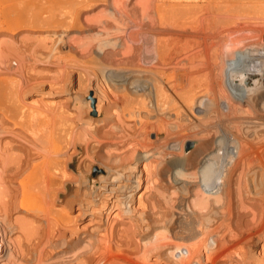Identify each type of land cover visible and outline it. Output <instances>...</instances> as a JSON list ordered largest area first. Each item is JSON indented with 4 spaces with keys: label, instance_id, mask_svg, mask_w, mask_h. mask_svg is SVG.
I'll return each instance as SVG.
<instances>
[{
    "label": "bare ground",
    "instance_id": "1",
    "mask_svg": "<svg viewBox=\"0 0 264 264\" xmlns=\"http://www.w3.org/2000/svg\"><path fill=\"white\" fill-rule=\"evenodd\" d=\"M89 1L90 0H88V2ZM101 1L100 2L96 1L99 3L96 2L93 3L92 0L89 3L82 1L81 2L76 1L77 3L76 2L70 3L64 1L62 4L58 3L57 5L52 2L46 3L45 0V3H37V4L38 7L40 6L39 8L42 11L43 9L46 8L45 11L46 15L44 14L45 16H43L42 14L41 15L37 14L38 15L37 16L36 13L39 10L37 9V6L35 7L37 9L36 13L31 12V9L27 10V8H29L30 6L31 7L35 6L33 5L34 3L32 5L27 6L25 1L21 0L19 1L22 2L20 4L26 5V7L23 5L24 11L27 10L29 13H33V14L29 15V13L26 12L27 14L25 15V19L23 16L24 25L22 23H19L20 25L22 24L23 26H19L18 24L16 30L18 29V27L21 28L17 32H14L15 31L14 28L12 29L14 30L13 32L2 31V28H0L1 29L0 47L2 48L0 49V53H1L0 66H3V63L12 64V62L15 61L18 64V65L16 64V66H19L20 70L23 71V69L27 65V62L29 65L31 59L35 60V58H32L30 56L29 58H27V56L29 54H32L33 51H34L33 54L36 57V59L41 60L39 59V56L40 58L44 57V56L41 57L43 54L41 52L49 51L50 50L49 48L51 46L49 47L46 40L37 37L38 31L36 29L38 28L50 29L51 26L53 27V23L59 22L56 19L58 18L60 20L61 19L63 20L59 22L60 23L59 26L65 29L62 32L61 30L58 31L59 33H57V31H54L53 29L52 30L54 31V34L57 35L58 38L63 41L64 44L63 46L69 44L67 47L71 51V53L74 52L75 55L80 53L78 57H80L81 59L95 57L97 58L96 60H99L98 63L101 62L100 64H102V67L105 66L106 69L109 67L113 68V67H119L125 65L128 68H131L130 71L132 72L131 74H128L130 76L124 75L123 77H120L122 83L119 82L118 80L116 81L115 79L116 84L114 85L113 82L111 84L112 86H109L106 83H101L102 81H99L100 84H97L95 86L96 88L90 86L89 84L88 86L85 84L88 90L83 88L85 86L81 87L87 91L86 93L88 92L90 93L87 99V105H91L90 109L93 108V111L96 114L94 115L97 116L95 120H93L92 117L90 116L93 121L90 118L85 119L86 112L80 110L81 109L80 106H78L79 108L77 107L78 110L80 111H77L78 114L76 113L77 114L76 116L75 113L74 114L72 113L73 115L70 114V111L67 108L69 104L67 103L68 101L67 102L65 101V99H64L65 101L64 104H68V105L61 104V102L59 101L60 105L50 106L48 101L47 103L46 101H43L42 97L41 98L37 97V99L34 100L32 104L30 103V106H28V108L25 110L24 108L27 107V104L23 103V101L20 100L19 103L22 102L21 104H24V106L15 105L17 106L16 111L15 109L14 111H12L11 107L9 108L8 106L5 105V103L0 102V264H162V261L165 260V258L161 261V257L162 255L166 256L165 253H168V255L175 256L177 259L180 260L182 257L186 255L185 250L178 248L180 242L178 243L176 240L171 241L172 236H169L171 239L170 238L168 239L167 237V240H170L172 245L174 242H177L178 243V244L176 243L177 246L173 245L174 247L167 248L165 244L167 240L165 239L166 240L165 243L164 241L161 242V244L164 243L165 246L160 245L157 247L155 246V248L153 249L151 248V250L150 248L146 249V251L144 252L147 253L143 255L142 262H139L138 257H140L141 255V247L144 246V244L146 243H142L141 242L142 240L136 239L137 237L135 238V236L138 233L139 229L140 230L145 229V228H141L143 227L141 225L142 224L144 225L145 222V227H146L147 225L146 222L148 219L150 220V221L148 220V222H151L152 224L151 214L153 211H155L154 210L155 205L156 206L159 205L158 203L160 202L158 201L163 200L162 203L167 202L164 200H165V196L170 194L168 191L170 190L172 191V193L170 194L171 196L172 194L177 195L176 193L177 190H182L179 192L185 193L186 196L184 195V197L186 198L183 199L184 197L182 193L183 198L182 197L181 198L183 199L182 201L183 204H180L181 211H178L177 213L173 212L176 215L175 217L170 216L171 217L170 219L173 218L176 219V221L181 222L179 223L182 225L180 226V228H182L184 231L180 230V232L183 231L182 234L183 240H186L184 241L183 244H185V242L187 241L194 242L197 239L199 241V238L201 236L203 237L205 228L202 223V217H203L202 212L201 211L198 212L197 210L194 211L193 208H192L193 210L189 209V207L192 206V203L194 201H196L195 203H198L197 201H199V196L195 191L197 189L196 187H198L197 186L198 183L194 184L193 181H190L189 178L191 173L184 172L185 170L189 172L195 171V174L197 175H198L197 172L199 170L207 171L206 174L209 178H211V180H208V178L206 177L205 180L203 179L205 184L201 180L202 181L201 184L202 185L204 184L207 189L210 188L212 184L214 188H216L215 185L217 186L219 185L218 188L219 189L221 188L220 190H222L220 192L221 195L219 194L218 197L214 200V202L211 201L213 202L212 204H210V200L208 201L209 202L208 204H210V206L213 205V211L215 213L217 212L215 210H217L218 208L220 211V213L219 211L218 213L221 214L222 212V214H224V210L226 209L224 206V202H225L224 199H227L225 198L227 196L229 198L228 201H229L230 216L228 217H230L231 225L228 224L229 221L228 223L225 224H228L230 226L229 229L230 231L226 233L227 235L226 234L222 235L223 233L221 234L222 236L220 235V242H219L220 247L217 249L218 251L217 253L221 254V255L219 254L220 256L227 258L222 260V263L220 264H251L250 260H252L253 258L254 259L252 262L254 263L255 261H257L256 263H258V260H261L264 263L263 260L264 258V196L262 198L255 195L258 192L259 188L264 190V156L260 155V153L258 152H255L256 149H253V147H252L253 150L251 149L250 154H248L249 150L247 152V148H249V144L251 142L248 141L250 143H247V141L244 140L245 138H243L241 133L238 131L235 134L236 136L232 138L231 147L226 148L227 156L225 159L227 161L222 160L225 164L218 163L217 165V161L214 162L216 163V167L219 166L217 167L219 168V170H217V168L214 169L216 170L215 172L212 170L211 162H210L211 157L208 158V160L205 161L202 164V166H199L201 156H203V153L206 152L209 143L213 141L212 139L214 137L210 134V131H208V133L205 132V134L204 131L197 132V130L199 129L198 127H197L198 129L196 130L197 133L196 134L194 133L192 135L191 133H193L194 128L193 130H190L189 129L190 125L188 126L190 135H188L189 133L186 134L184 130L185 128L183 129V125H184L182 123L183 118H180L181 113L183 114L185 110L187 111V109H189L190 106L192 107L191 109L194 108L193 107L194 105L192 103L195 102L196 97L202 96L203 93L204 95H207L206 98L209 99V100L207 99V101H210L209 104L211 103L209 109L212 107L210 109V113L211 114L213 113L214 116L220 115V113H218L220 109L219 101L222 100V102L225 101L228 104L229 106L228 108L231 111V113L234 112L235 114L238 111V109H240L247 113H249L250 111L251 113L255 114L257 117H264V110L259 111L258 109L254 110L252 108V106L257 105L255 103L258 98L264 99V94L261 95L257 94L254 95V97L252 96L253 98H249L246 97V95L243 94L242 91L237 92L238 90L236 91L234 90L235 92H237V94L235 93V95H229L230 92L227 91L228 92L227 94V92L223 89L224 88L223 84H221L220 81L218 82V78L222 74L221 65L224 63V59L221 58V54L225 52L224 48L230 46L229 45L231 43L230 41H234L233 38L235 36H238L239 34L242 35L250 31L253 32L252 31L253 28L250 27L251 26L250 24L252 23L251 20L253 19L250 13L252 14L257 13V15L255 14L256 16H258V14L260 15L261 12H264V6H263L264 3L260 4L261 2L260 0L259 3L258 2H256L257 4L255 3L256 5L252 3L253 0H158L157 3L155 4L152 3L154 6H148L146 4L147 6L142 5L144 6L142 7L140 5H136V6L118 5L116 3L117 1L114 2L116 4H112L113 3L112 1L115 0L112 1L110 0L112 3L110 4L108 3L109 5L106 2H101ZM120 2L118 3L120 4ZM122 3L124 4V2ZM247 3L250 4L252 3V4L250 6H247L248 5ZM22 5L18 6L17 4L18 6L17 8H20ZM15 6L12 5V7ZM35 8L32 7V11ZM77 8H79V10L76 13ZM80 8L84 9L82 13L81 12L79 13V11L82 10ZM20 9H22V7ZM42 11L39 12L42 13ZM21 12L20 15H22ZM83 14H86L85 15L86 20L89 19L91 21L87 20L89 22H86L85 24H83V22H85L83 21L82 24L84 26H82V24L79 25L78 24L79 21H77L76 24L75 17H77V20H79L78 19V15H79L80 20L82 21L83 19H81V16L84 17ZM261 14L264 15L263 13ZM27 15L32 16V18L28 17L26 20ZM261 16H259L258 18L260 19ZM29 18L31 19V22ZM258 18L254 17L253 21H256L255 19ZM8 19L9 18L7 17V22ZM18 19H20L19 16ZM54 19L56 20V22H54ZM259 21L262 22L261 20ZM15 23L16 22H14V25H16ZM2 25L3 24H1V26ZM78 25L80 27H85L83 28L84 30L77 31L75 27H77ZM2 27L4 28V26ZM255 30L256 29H254V32ZM41 31L43 32V30ZM42 32H40L39 35H41ZM82 32H83L82 41L78 42L77 39L78 37H72L75 34L81 35ZM260 34L262 33L260 32ZM84 39L86 41H83ZM32 46H34L35 48L34 47L32 48ZM24 48H26V50ZM30 48L36 50L32 51L31 49V52H29ZM77 49L79 50V52L75 53L78 51ZM230 49L232 48L230 47ZM59 50H56L57 54ZM26 51L29 52L28 55L26 54L27 53ZM235 51L237 52V50ZM234 52H230V54L228 53L229 55L226 56H230ZM51 53L53 52H49L48 54ZM35 54H38L39 56ZM236 54H234V56H236L235 60H237L238 58V55ZM249 56L250 54L248 55V57ZM222 57L224 58V56ZM219 58L222 59V60L220 59V63L218 62ZM251 58L253 59L254 57ZM47 59H49V57ZM254 59L256 60V58ZM37 60H35V62ZM43 60L45 61V59ZM239 60L240 59H238L237 60L238 62L236 63H240ZM54 61L56 63V60ZM93 61L95 60L93 59ZM11 64L10 66L12 67ZM41 64H45V63H41ZM7 65L5 68V64H4L3 67L5 69H2L3 72L10 69V66ZM30 65L32 66V64ZM240 65L241 64H239V66ZM58 66L60 67L61 65ZM254 66L255 64L251 63V65L246 66L244 69L249 68L255 71L256 69H254ZM88 67L87 69H89ZM17 68L18 67H16V71L17 72L20 71L19 69L17 70ZM27 68L28 67H26L25 69ZM64 68L63 71H60L61 69L59 71L63 73ZM87 69L85 68V70ZM106 69L104 70L106 71ZM29 70L31 71V68ZM2 71H0L1 75H2ZM22 71H21L22 75L26 73L24 72L25 70L23 72ZM9 72H11V70H9ZM8 73H4V74H8ZM37 73L35 72L36 76ZM46 73H47V69H46ZM62 73L60 74L63 75L66 73V71L63 74ZM21 74L19 72L18 76ZM39 74L42 75L43 73L39 72ZM66 74H68V72ZM13 75L15 74H12V76ZM6 76L9 77V74ZM6 76L4 75L5 82H6ZM82 76H78V77L81 78ZM93 76L95 75L93 74ZM223 76L224 75H222L221 77ZM42 77L43 75L40 76L39 78ZM22 78L23 77H21V79ZM24 78L26 77L24 76ZM9 79L11 78L9 77ZM26 79L24 81H26ZM14 80L15 77L11 79L12 82ZM85 80L82 81L86 82ZM47 81L49 82V80ZM117 82L121 83V85L119 84L117 85ZM18 83L16 87L14 85H11V87L14 86L16 88L12 90V92L16 90L15 94L16 96L19 97V99H21L24 94L27 95L26 93L32 92V91H26L29 89V88L26 89L27 88L26 85L23 84L18 85ZM96 83L98 82L96 81ZM236 83L238 84V82ZM51 84H53V82H51ZM241 84H239L240 85L239 87H241ZM8 86H10V84ZM8 86H6L7 91L9 90L8 88H10L11 90V87ZM37 86H39V84L38 85L36 84V87ZM54 86L55 85L53 84L50 89L53 90ZM33 87L36 88L35 86L32 85L31 88L33 89ZM79 87L80 86H78V89ZM60 89L58 90V88L56 89L55 87L53 91L54 92L59 91L60 93L62 91V88ZM240 89L243 90V88ZM80 90L82 93L83 92L82 89ZM231 91H233V89ZM51 92L52 91H50V94ZM122 92L123 93L125 92L126 94L131 93L130 95L132 96L133 94L134 97H135L134 94H136V96L139 95L140 97H146V98L149 96L150 97L153 96L154 98L153 97L152 98L155 99L156 101V105H157L156 107L159 109V110L157 109L158 110L157 113H159L160 111L163 117L159 116L161 118L158 117L157 122L156 119L154 118L156 123H154L153 125H151L152 121H150L149 124L147 121H146L147 123L142 122L144 119L150 120V118H146V117L149 116L148 113L150 114V112H152L153 105L141 100L142 102H139L140 106L139 105L138 106L140 107V109L145 110L148 116H145L143 120L141 119L142 121L141 120L138 121L139 123L138 126H140L138 127V129L142 131L138 133L136 119H138L137 114L140 113V111L137 112V114H135V112L132 111L131 108H133L132 106H134L133 103L135 101L133 99L134 102L131 101L130 103V99H132L133 97L131 98L129 97L130 95H124V94L120 95ZM83 94L85 95V92H83ZM251 95H253V92ZM41 96L47 98L46 93ZM202 99L204 100V98ZM196 101H200V100L198 99ZM16 102L18 101L16 100ZM202 102H200V104H202ZM206 102L204 100V103ZM203 105L206 107L205 104ZM191 109H190L191 113L190 112L188 113H190V115L193 114L196 119L195 115L197 113L195 114ZM11 112L14 113L15 116ZM125 112H127L128 115ZM123 113L127 115V118L129 116V119H131V116L137 117L135 119L136 121H130L129 119L126 120V116ZM226 113L229 112H227L226 110ZM10 114L13 115L14 117L12 116L10 117ZM140 115L139 118H142L140 117ZM72 116L75 117L71 118ZM16 117L20 119L19 120L17 118L20 122L18 123L16 122ZM200 117L202 118L201 115ZM11 118L12 119L15 118V119L12 121ZM187 118L189 121V117ZM56 119L58 122H56ZM59 119L65 123L63 124ZM202 121H204L203 118ZM59 122H61L60 123L61 125L59 124ZM55 123H58L59 125ZM77 123L78 124L81 123V125L83 124L82 127L93 129L91 135L89 134L90 130L88 131V133H85L86 138L88 136L87 134H89L90 135L89 137L92 138V139L90 138V140H93L95 138L100 139L99 143L98 142L97 143L99 144V146L101 145L103 149H107L108 151L107 153L105 152L106 156L104 152H103L104 155L100 154L103 156L102 157L103 159L99 157V154L97 156L98 157L97 159L101 158L102 160L106 161L105 163H107V167L109 163V167H108L109 169L107 170H110L109 173L110 174L112 173V175H110L109 180L108 179L107 180L113 183L114 188H109L108 193L109 194L113 193L114 196H112L111 198L109 197L110 199L107 202L105 200L107 198H105L104 196L108 197L109 194L107 195L103 193L104 191L101 192L103 193V197L105 199L100 201V203L101 202L103 203L99 209L93 207L89 208V205H87L88 201H86L87 203H85L84 194L86 192L81 189V186H83L84 182H82L83 184L80 182L83 179L80 180V178L74 172H72L71 170L72 168L70 166V161H71L70 159L73 156V152L69 151L70 152V154L68 152L69 157L67 156L66 149L70 147L69 145L71 143H69L70 142L69 140L71 139V137L73 138L74 136V135L72 136V131H74L73 126ZM203 123L205 124V122ZM55 125L56 127L58 125V128L54 127ZM60 126L62 127L64 126V128L61 127L60 130H58ZM74 127H76V125ZM78 127H80V125ZM170 127L176 128V132L178 134L174 135L173 133H170L171 130H169L170 132L168 131ZM81 128L78 129L79 131L77 134L81 133L80 132ZM152 131L154 132L151 133ZM135 132L136 134L138 133L137 135L141 134L142 138L141 139L136 138ZM161 133H165L164 135L165 137H163L164 139H161L160 137ZM245 134L244 136H247ZM80 135H82V139H84L83 141L85 142V138H84L85 136H83L84 134H80ZM253 136L257 140H259L262 134H260V132L255 131ZM78 138L80 139L81 136L80 137L78 136ZM78 138H76V140ZM151 138L152 140H150ZM247 138H249V136H247ZM79 139L77 141H81V139L80 140ZM83 141H81L82 145H83ZM189 142H192L194 147L186 151L185 146L188 145ZM72 146L74 145L72 144L71 147ZM95 146L96 144H94V147L92 146L91 148L93 151L96 149L98 150L99 148V147L97 148V146L95 148ZM171 147L173 149L175 148L176 151L172 150ZM75 148L76 147L74 148L72 147V151H74V153L76 152ZM88 149H89V145H88ZM112 149L114 152L112 151ZM92 150L90 152L88 150L86 151L92 153ZM61 152L62 153L66 152V156L68 158L66 157L67 159L63 158L65 160H61L60 157L63 155L58 157V155H60ZM96 152L98 153V151ZM99 152L102 153V149L99 150ZM183 152H185L184 155ZM97 153H95V155ZM160 161L164 162L165 165L163 163V168L161 170H158L156 165ZM229 162L231 163V169H232L231 172L229 171L230 172L229 178L227 179L225 177L227 180L226 179L221 180V178L217 179L216 177L219 176L222 169L224 170L226 169L227 164ZM102 163L104 162L102 161ZM105 163L104 165H106ZM160 163L158 167L161 166ZM126 170L128 171V174H126ZM249 170L250 172L251 171L253 172L252 173L253 176L251 175L250 177H248ZM124 171L126 175L123 173ZM156 172L159 173L160 176L162 175L163 178L164 177L167 178L166 182L163 181L165 183L160 181L161 183H163V186L166 188L167 193L165 195L164 192L165 189H164L163 191L164 193H159V195L161 194V197L164 196V198L163 199L161 198L162 200L153 201L154 203L158 202L155 203V205H153L154 203L151 202L152 204L151 205L150 203L148 204L147 200L148 198L149 199L151 198L150 201H152L151 195L154 196L153 191H155L156 193L157 190H161V191L163 190L161 189V187L158 188L155 187L158 186V184L161 185L157 181L156 182L158 184L156 185L154 181L155 180L154 178H156L154 174ZM121 173H123L125 176L127 175L129 176L127 177V179L130 178L129 184L127 182L126 184L125 183L119 184L120 182L119 178L122 176ZM201 173L203 172L200 171V174ZM214 175L217 176L214 177ZM114 176L115 178L113 179ZM194 177L195 179H197L196 175ZM111 179L113 180L111 181ZM215 180L216 182L214 184L213 182ZM153 181L155 183V186L154 185L152 186V184H154ZM105 182H106L105 184L110 183V182L107 183V181ZM70 185L71 186L75 185L76 187L74 191L71 190L73 192L71 196H69ZM105 187L102 186L101 189ZM98 190H100V188H98ZM150 190H152V192ZM173 190L175 191V194L173 193ZM80 192H82V194H79ZM150 192L152 194L148 197ZM87 195L88 194L86 193L85 196L87 197ZM178 195H180V193H178ZM201 195L203 196V194ZM177 196L175 197V199H177ZM62 197H66L67 199H63ZM168 197L166 198V200L168 199L172 200V197L171 198ZM181 198L179 199L181 200ZM85 199L89 200L88 198ZM101 199H102V195L100 197V200ZM124 200L125 202L127 200H130L133 203L135 201V205H133V207H130L131 205L129 204L130 206L128 205L129 206L128 208V206L126 205L127 209H129L125 211L126 213L124 212V210H126V208L123 205ZM94 201L93 199L89 201L90 205L92 203L95 205L96 202ZM170 203L173 202L170 201ZM168 204L167 205L161 204L162 206L165 207L161 206L160 209L164 210L167 208L170 210L171 209L174 210L175 207L172 208L171 206H174L175 203H173V205L169 204L170 206ZM184 204L186 205L185 206L186 209L183 206ZM203 204L205 203L203 202ZM149 205L153 206L154 209ZM120 206L121 207L123 206L125 209L121 210ZM182 206L184 207L186 212L185 211L183 212L184 209H182ZM37 209L38 210L40 209V211H38ZM160 209L158 210L161 212ZM103 210H105V213L103 212ZM175 210L177 211V208ZM159 211H157L156 213L158 214ZM213 211L211 210V212ZM123 212L126 215L130 214V216H125ZM161 213H163V215L164 213H166L167 215L168 212L162 211ZM163 215L160 214L159 217ZM166 215L164 216V219L165 217H168ZM170 215L172 214L170 213ZM210 215L209 218L211 217ZM224 215H221L220 217L222 218V216ZM214 216L216 215L214 214ZM154 217L156 216H153V218ZM159 217H156L158 220H156L155 218L156 224L155 222L154 224L156 226H157V221L159 222V220L161 219V218L159 219ZM227 218L224 216L223 220L227 222V220H225ZM220 220L221 222H223L222 219ZM220 220H218V222ZM164 221L167 220L165 219ZM164 221L162 223L160 221L158 225H160L161 223L160 226L162 227L163 223L166 224V222ZM171 221L169 220L167 221V223L168 222L170 223ZM140 222L143 223L141 225H138V223ZM152 226H150V224L148 223L146 229H150V227ZM176 226L178 227L179 225ZM176 226H172L173 227L172 231H174V233L176 230ZM146 229L145 231H148ZM160 229L161 228H159V230ZM214 230L216 231V226ZM210 231L212 232L213 229H211ZM223 231L225 232V230ZM142 238H145V236ZM201 242L203 243L204 241H202L201 239ZM202 243L201 245H203ZM187 244H189V242ZM227 244H229L230 246H228ZM201 245L198 247H201ZM226 245L228 247H226ZM205 246L204 248L207 247ZM210 246L211 245H209V247ZM223 246L226 247L225 250L224 248H222ZM204 252L206 253L207 251L204 250ZM209 254L210 252H208V255ZM208 255L206 253L205 256L207 257ZM219 255H216V257ZM200 257L201 256H199V258ZM207 258L209 259V257ZM211 258L213 257H210V259ZM179 260L177 261L178 264L181 263V260L180 261ZM197 260L195 259V262L198 263Z\"/></svg>",
    "mask_w": 264,
    "mask_h": 264
},
{
    "label": "rangeland",
    "instance_id": "2",
    "mask_svg": "<svg viewBox=\"0 0 264 264\" xmlns=\"http://www.w3.org/2000/svg\"><path fill=\"white\" fill-rule=\"evenodd\" d=\"M19 1H21V0H0V28H2V31H8V32H13L14 30H12L13 28L15 29V31L14 32H17L18 30H20V28L21 27H18V29L16 30V27H17V25L19 24V23H24L23 21H24V19H25V15L27 14V13H29L27 10H30L31 9V12H34V13H36V10L37 9H39L38 11H37V13H36V15L37 14H42L43 16H45L46 15V13H45V11H46V8L45 9H43V11L38 7V4L37 3H45V0H40V2H39V0H24L25 1V3H26V5L27 6H29V5H32L33 3V5H35V6H32L33 8H35L36 6H37V9L35 8V9H33V11H32V7L30 8H27V10L26 11H24V7H23V5L26 7V5L25 4H20V3H22V2H19ZM23 1V0H22ZM38 1V2H37ZM42 1V2H41ZM64 1H66V2H72V3H74V2H88V0H46V3H50V2H52V3H54V4H57L58 5V3H60V4H62ZM91 1V0H90ZM89 1V2H90ZM96 1H101V0H92V2L93 3H95ZM110 1V0H109ZM108 0L107 1H101V2H106L107 4L109 3H112V4H118V5H125V6H133V5H140V6H142V5H145V6H154L153 4H155V3H157V1L158 0H115V1H110L109 2ZM117 1V2H116ZM121 1V2H120ZM132 1H134V2H132ZM146 1V2H145ZM261 1V2H260ZM253 0V4H255L256 2H260V4L261 3H264V0ZM14 2H15V4H14ZM19 2V3H18ZM76 2V3H77ZM88 2V3H89ZM91 2V3H92ZM99 2H96V3H99ZM114 2H116V3H114ZM118 2H120V4L118 3ZM122 2H124V4L122 3ZM126 2H128V3H126ZM13 3V4H12ZM18 4V6L19 5H22L21 7H22V9H20V8H17L18 6H17V4ZM131 3V4H130ZM140 3H142V4H140ZM144 3V4H143ZM153 3V4H152ZM251 3V4H252ZM108 4V5H109ZM127 4V5H126ZM147 4V5H146ZM149 4H151V5H149ZM248 4V5H247ZM246 5L247 6H250L251 4L250 3H247ZM257 4V3H256ZM255 4V5H256ZM12 5H16L15 7H12ZM263 6H264V4H263ZM142 7H144V6H142ZM17 9V10H15V9ZM12 9V10H11ZM15 10V12H14V10ZM80 9H82V8H80ZM23 11V12H21V11ZM78 10H79V8H77V10H76V13L78 12ZM84 9H82L81 11H79V13L81 12L82 13V11H83ZM13 11V12H12ZM42 11V13H40V12ZM252 11H253V9H252ZM17 12H19V13H17ZM20 12H21V14L22 15H20ZM27 12V13H26ZM12 13V14H11ZM261 13H263L264 14V12H261ZM260 13V15L258 14V16H256L257 15V13H250L251 14V17L254 19V17L255 18H258L259 16H261L262 14ZM33 13H29V15H32ZM45 14V15H44ZM256 14V15H255ZM9 15V16H8ZM11 15V16H10ZM77 15V14H76ZM84 15V17H82L81 16V19H83L82 21L80 20V16L78 15V19L79 20H77V17H75L76 18V24H77V21H79L78 22V24L80 25V24H82V22L83 21H85V22H83V24H85L86 22H89V21H91V20H89V19H87V20H89V21H87L86 20V18H85V15L86 14H83ZM252 15H254V16H252ZM6 16V17H5ZM14 16V17H13ZM18 16H19V18L21 19V21H20V19H18ZM22 16V17H21ZM23 16H24V19H23ZM38 16V15H37ZM263 16L264 15H262L261 17H260V19L259 20H261L262 22H260L258 19H255L256 21H253V19L251 20L252 21V23L250 24L251 26L250 27H252L253 28V32H248V33H245V34H242V35H238V36H235L233 39H234V41H235V43H234V41H230L231 43L229 44L230 46H227V47H225L224 48V53H225V55H224V53H222L221 54V58L222 59H224V63L221 65L222 66V70H221V76L222 75H224L223 77H221V76H219V78H218V82L220 81L221 82V84H223V89L227 92H230L229 93V95H235V93L237 94V92H240V91H242L243 92V94H245L246 95V97H249V98H253L254 97V95H257V94H259V95H261V94H264V18H263ZM4 17V18H3ZM7 17L9 18L8 19V22H7ZM17 17V18H16ZM28 17H31L32 18V16H26V20H27V18ZM10 18H11V20H10ZM13 18V19H12ZM5 19V20H4ZM30 19V18H29ZM59 22L62 20H60V19H58V18H56ZM17 20V21H16ZM25 20V21H26ZM19 21V22H18ZM63 21V20H62ZM14 22H16L15 24L16 25H14ZM18 22V23H17ZM29 22V21H28ZM27 22V23H28ZM30 22H31V19H30ZM54 22H56V20L54 19ZM59 22H57V23H53V27L51 26V28L49 29H46V28H43V29H36L38 32V36L37 35H35V36H37L38 38H41V39H44V40H46V42L48 43V45H49V51H44V52H41V53H43L42 54V56L41 57H43V58H40V56L38 55V54H35V55H38L39 56V59H41V60H37L36 59V57L34 56V51L33 50H36V49H32L34 46H32V48H30V51L29 50H27V51H29V52H31V49H32V54H29L28 55V53L29 52H27L26 54L28 55L27 56V58H29V56L30 57H32V58H35V60H37L36 62H35V60H33V59H31L30 60V64H32V66L30 65V67H29V65H28V62H27V65H26V67H28L27 69H23V71L24 72H26V73H24L23 75L27 78H24V76L21 74V71L22 70H20V68H19V66H16V62L14 61V62H12V67L10 66V64H8V63H3V66H4V64H5V68H6V65L8 64L9 66H10V69L9 70H11V72H9V70H6V71H8V72H6V71H2V69H5L3 66H0V68H1V70L0 71H2V75L0 74V90H2V91H0V102H2V103H5V105L6 106H8L9 108L11 107L12 108V111H14V109H15V111H16V108H17V106H15V105H18V106H20V105H23L24 106V104H21V103H19L20 102V100L21 101H23V103H25V104H27V107L26 108H24V110L25 109H27L28 108V106H30V103L32 104L33 102H34V100H36L37 99V97L38 98H43V101H48L49 102V104H50V106H58V105H60V102H61V104H64L65 103V101L69 104H64V105H68V109H69V111H70V114H74L75 113V116L78 114V112L77 111H80V110H82V111H84V112H86V118L85 119H91V117H92V119L93 120H95L96 118H97V116H95L96 114H95V112L93 111V108L92 109H90L91 108V105H87V99H88V97H89V92L88 93H86L87 91L86 90H84V89H87L86 88V85L88 86V84L90 85V86H93L94 88H96L95 86L97 85V84H100V82L99 81H102L101 83H106L107 85H109V86H112L111 84L114 82V85L116 84V82H115V79H116V81L118 80L119 82H121L122 80L120 79V77H123L124 75L125 76H130V75H128V74H131L132 72L130 71V69L131 68H128L127 66H125V65H122V66H119V67H109V68H107L106 69V67L105 66H103L102 67V64H100L101 62H99L98 63V61L99 60H96L97 58H83V59H81L80 57H78L79 56V54L80 53H78L79 52V50L77 51V52H75V53H78V54H74V52H72L73 54H74V56H73V54L71 53V51L68 49V45L69 44H67L66 46H63L64 44H63V41L62 40H60L59 38H58V36L57 35H55L54 34V31H57V33H59L58 31H60L61 30V32L65 29H63V27H60L59 26ZM10 23V24H9ZM62 23V22H61ZM1 24H3L2 26H4V28H6V29H4L2 26H1ZM20 25L19 24V26H23V25ZM29 24V23H28ZM31 24V23H30ZM82 24V26H84ZM54 25H56V26H54ZM77 26V27H75V29H77V31H79V30H84L83 28H85V27H80V26ZM252 25H254V26H252ZM15 26V27H14ZM45 27H46V25H45ZM55 27V28H54ZM59 27V28H58ZM78 27H79V29H78ZM9 28H11V29H9ZM61 28V29H60ZM82 28V29H81ZM54 31H53V30ZM254 29H256L255 30V32H254ZM1 30V29H0ZM35 30V31H36ZM41 30H43V32L41 31ZM49 30H51V31H49ZM48 31V32H47ZM53 31V32H52ZM40 32H42V34L41 35H39V33ZM260 32L262 33V34H260ZM44 33V34H43ZM80 33V32H79ZM43 35V36H42ZM251 35V36H250ZM40 36V37H39ZM72 37H78L77 39H78V42L79 41H82V39H83V32H82V34L81 35H79V34H75V35H73ZM51 38V39H50ZM237 40V41H236ZM50 41V42H49ZM83 41H86L85 39L83 40ZM57 42V43H56ZM52 43H54V44H52ZM56 43V44H55ZM60 44V45H59ZM62 44V45H61ZM52 45H53V47H52ZM56 45V46H55ZM236 47H235V46ZM61 48H60V47ZM79 46H81V45H79ZM230 47L232 48V49H230ZM233 47H234V49L235 50H237V52L233 49ZM35 48V47H34ZM238 48V49H237ZM0 49H2L1 47H0ZM25 50H26V48H24ZM27 49H29V48H27ZM51 49H52V51H51ZM60 49V50H59ZM68 49V50H67ZM227 49V50H226ZM229 49V50H228ZM56 50H59L58 51V54H57V51ZM233 50V51H232ZM239 50V51H238ZM243 52H241V51ZM1 51H3V50H1ZM68 51V52H67ZM74 51V50H73ZM235 51V52H234ZM49 52H53V53H51V54H48ZM223 52V51H222ZM230 52H234V53H232L230 56H226V55H229L230 54ZM56 53V54H55ZM227 53V54H226ZM229 53V54H228ZM237 53V54H236ZM242 55H241V54ZM257 53V54H256ZM1 54V53H0ZM53 54H55V55H53ZM60 54V55H59ZM234 54H236V55H238V58H237V60L238 59H240L239 60V62L240 63H236V62H238L237 60H235V57L236 56H234ZM239 54H240V57H239ZM250 54V56L248 57V55ZM49 55V56H48ZM233 55V56H232ZM259 55H260V57H259ZM53 56H54V58H53ZM222 56H224V58L222 57ZM243 58H242V57ZM259 58H258V57ZM49 57V59H47ZM234 57V58H233ZM251 57H254V58H256V60L253 58H251ZM50 58H51V61H50ZM59 60H58V59ZM81 60H80V59ZM221 58H219L218 59V62L220 63V59ZM227 60H226V59ZM43 59H45V61L43 60ZM47 59V60H46ZM63 59V60H62ZM73 59V60H72ZM77 59H79V60H77ZM90 59V60H89ZM93 59L95 60V61H93ZM221 59V60H222ZM259 59V60H258ZM33 60V61H32ZM44 62H43V61ZM49 60V61H48ZM54 60H56V63H55V61ZM76 60V61H75ZM85 60H86V62H85ZM89 60V61H88ZM253 60V61H252ZM39 61V62H38ZM41 61V62H40ZM63 61V62H62ZM84 61V62H83ZM252 61V62H251ZM257 61H259V62H257ZM33 62V63H32ZM36 64H35V63ZM77 62V63H76ZM80 62V63H79ZM82 62V63H81ZM96 62V63H95ZM248 62H250V63H248ZM2 63V62H1ZM14 63V64H13ZM41 63H45V64H41ZM52 63V64H51ZM57 63H60V64H57ZM68 63V64H67ZM70 63V64H69ZM92 63V64H91ZM251 63L253 64H255V66H254V69H256L255 71H253V70H251V69H244L246 66H248V65H251ZM34 64H35V66H34ZM57 66H56V65ZM63 64H65V65H63ZM85 64V65H84ZM95 64H96V66H95ZM239 64H241L240 66H239ZM2 65V64H1ZM7 65V66H8ZM18 65V64H17ZM58 65H61L60 67L58 66ZM79 65H81V66H79ZM84 65V66H83ZM89 67H88V66ZM91 65V66H90ZM38 66V67H37ZM86 66V67H85ZM93 66V67H92ZM99 66V67H98ZM237 66V67H236ZM242 66V67H241ZM16 67H18L17 68V70L19 69L20 71H16ZM65 67V68H64ZM87 67L89 68V69H87ZM98 67V68H97ZM102 67V68H101ZM258 67V68H257ZM31 68V71L29 70ZM34 68V69H33ZM63 68H64V72L66 71V73L68 72V74H63L62 72H60V71H63ZM83 68V69H82ZM85 68L87 69V70H85ZM92 70H91V69ZM96 68H97V70H96ZM100 68V69H99ZM46 69H47V73H46ZM54 69V70H53ZM61 69V70H60ZM70 71H69V70ZM104 69H106V71L104 70ZM14 70V71H13ZM39 70V71H38ZM41 70H43V71H41ZM60 70V71H59ZM68 70V71H67ZM119 70H121V71H119ZM22 71V72H23ZM37 71H38V73H37ZM86 71V72H85ZM96 71V72H95ZM19 72H20V74L21 75H19L18 76V74H19ZM29 74H28V73ZM30 72H32V73H30ZM35 72L37 73V76H36V74H35ZM39 72L40 73H43L42 75H43V79L42 78H39L40 76H42L41 74H39ZM70 72V73H69ZM79 72H81V73H79ZM88 72V73H87ZM105 74H104V73ZM114 72V73H113ZM4 73H8L9 74V77L11 78V79H13L14 77H15V82L13 81H11V79H9V77L8 76H6V75H8V74H4ZM11 73V74H10ZM16 73H18V74H16ZM34 73V74H33ZM46 73V74H45ZM48 73H49V75H48ZM57 73V74H56ZM60 73H62L63 75H61ZM90 73V74H89ZM127 75H126V74ZM12 74H15V75H13L12 76ZM27 74V75H26ZM58 74H60V75H58ZM81 74V75H80ZM93 74L95 75V76H93ZM115 74V75H114ZM4 75L6 76V82H5V77H4ZM11 75V76H10ZM33 75H35V76H33ZM44 75H45V77H44ZM58 75V76H57ZM69 76V77H67V76ZM83 75V76H82ZM88 75V76H87ZM104 75V76H103ZM113 75H114V77H113ZM118 75V76H117ZM227 75V76H226ZM248 75V76H247ZM17 76V77H16ZM50 76V77H49ZM61 76V77H60ZM63 76V77H62ZM66 76V77H65ZM78 76H82L81 78L80 77H78ZM92 76V77H91ZM13 77V78H12ZM20 77V78H19ZM21 77H23L22 79H21ZM31 78V79H29V78ZM34 78V80H35V77H36V80L34 81L33 80V78ZM94 77V78H93ZM108 77V78H107ZM221 77V78H220ZM7 78H8V80H7ZM17 78V79H16ZM50 78V79H49ZM53 78V79H52ZM63 80H62V79ZM66 78V79H65ZM69 79V81H68V79ZM83 78V79H82ZM87 78V79H86ZM96 78V79H95ZM26 79V81H24ZM49 80V82L47 81V80ZM81 79V80H80ZM86 79V80H85ZM90 79V80H89ZM92 79V80H91ZM112 79V80H111ZM219 79H221V80H219ZM227 79V80H226ZM19 80V81H18ZM20 80H21V82H20ZM43 82H42V81ZM65 80V81H64ZM82 80H85L86 82H84V81H82ZM88 80V81H87ZM110 80V81H109ZM235 80V81H234ZM11 83H10V82ZM19 83H18V82ZM35 83H34V82ZM68 81V82H67ZM96 81L98 82V83H96ZM110 83H109V82ZM229 81V82H228ZM5 82V83H4ZM38 82V83H37ZM41 82V83H40ZM48 82V83H47ZM51 82H53V84L55 85L53 88L55 89V87H56V89L58 88V90L60 89V88H62V93L60 92L59 93V91L58 90H56V91H58V92H54L52 89H50L51 88V86L53 85V84H51ZM82 82V83H81ZM89 82V83H88ZM108 82V83H107ZM119 82H117V85L119 84V85H121V83H119ZM236 82H238V84L236 83ZM241 82H242V84H241ZM10 84V86H8L9 84ZM15 83V84H14ZM17 83H18V85L19 84H23V85H26L27 86V88L26 89H28V90H26V91H32L31 93L30 92H28V93H26L27 95H25L24 93V95L22 96V98L21 99H19V97L18 96H16V94H15V91H13L12 92V90H14V89H16L15 87L17 86ZM43 83V84H42ZM57 83H58V85H57ZM84 83V84H83ZM96 83V84H95ZM29 84V85H28ZM36 84L38 85L39 84V86H37L36 87ZM45 84V85H44ZM50 86H49V85ZM60 84H62V85H60ZM79 84V85H78ZM86 84V85H85ZM236 84H237V86L239 87L240 85L239 84H241V87H239V89H238V87L236 86ZM11 85H14V86H12L13 87V89H12V87H11ZM35 86L36 88H34L33 87V89L31 88V86ZM233 85V86H232ZM253 85H255V86H253ZM6 86H8V87H11V90H10V88H8L9 90L7 91V87ZM62 86V87H61ZM78 86H80L79 87V89H78ZM82 86H85V87H83V88H81ZM65 87V88H64ZM227 87V88H226ZM31 88V89H30ZM229 88V89H228ZM240 88H243V90L242 89H240ZM66 89V90H65ZM78 89V90H77ZM80 89H82V91L83 92H85V95L83 94V92L81 93V90ZM228 89V90H227ZM233 89V91H231ZM247 89V90H246ZM52 91L51 92V94H50V91ZM61 90V89H60ZM64 90V91H63ZM88 90V89H87ZM236 90H238L237 92H235ZM257 90V91H256ZM9 91H11V92H9ZM45 91H48V92H45ZM71 91V92H70ZM121 91V90H120ZM38 92V93H37ZM79 92V93H78ZM128 92V91H127ZM228 92H227V94H228ZM250 92V93H249ZM252 92H253V95H251L252 94ZM2 93V94H1ZM12 93V94H11ZM14 93V94H13ZM46 93V95H47V98H44L43 96H41V95H43V94H45ZM53 93H55V94H53ZM57 93V94H56ZM65 93V94H64ZM250 94V95H248V94ZM10 94V95H9ZM49 94V95H48ZM76 94V95H75ZM122 94H124V95H130L131 93H129V94H126L125 92L123 93H121L120 95H122ZM226 94V95H227ZM13 95H14V97H13ZM56 95V96H55ZM135 95V97L133 96V94H132V96L130 95L129 97H133L132 99H130V103H131V101H133V99H134V101L135 102H137L138 100H140V101H138L137 103H135L134 101V103H133V105L134 106H132L133 108H131L132 109V111H134L135 112V114H137V112H139L140 111V113H141V115H140V113H138L137 115V117H138V119H136L137 117H134V116H131V119H129V116H128V118H127V115H128V113L127 112H125L126 114H124L125 116H126V120L127 119H129L130 121H136L137 122V129H138V127H140V126H138L139 125V123H138V121H140L141 119L143 120V118H145V116H148V117H146V118H150V120L149 119H144L142 122H148V124L150 123V121H152L151 123V125H153L154 123H156L158 120V117L159 116H162V114L160 113V111H159V113H157L158 112V108L156 107L157 105H156V101H155V99H153L152 97H147L148 98V100H147V98L146 97H140L139 95L138 96H136V94H134ZM200 95H201V93H200ZM228 95V96H229ZM11 96V97H10ZM80 96V97H79ZM253 96V97H252ZM207 97V95H204V93L202 94V96H199V97H196V99H195V104L194 103H192L193 105V109H191L192 107L190 106V108L189 109H187V111L185 110L184 112H183V114L181 113V115H180V118H183V129L185 130V133L187 134V133H189L188 135H190V132H189V129L190 130H193V128H194V130H193V133H191L192 135L195 133H197V132H201V131H204V134H205V132L206 133H208V131H210V134L214 137L212 140V142L211 143H209V146H208V149L206 150V152L205 153H203V156H201V158H200V163H199V166H202V164L205 162V161H207L208 160V158H210L211 157V160H210V162H211V167H212V170L215 172L216 170H214L215 168H217V167H219V166H217L216 167V163H214V162H216L217 161V165H218V163H222V164H225L223 161H227L225 158H226V156H227V151H226V148H229V147H231V143H232V138L233 137H235L236 135V132H240L241 133V135L243 136V138H245L244 140L245 141H247V143H250L249 144V148H247V152H248V150H249V152H248V154H250V152H251V149H252V147H253V149H256V151L255 152H258V153H260V155H263L264 156V117H257L255 114H253V113H251L250 111H249V113H247V112H244V111H242V110H240V109H238V111L234 114V112H232L231 113V111L229 110V106H228V104L224 101V102H222V100H220L219 101V104H220V109H219V112L218 113H220V115H216V116H214L213 115V113L211 114L210 113V109L212 108H210L209 109V107H210V104H209V102L210 101H207V99L208 98H206ZM12 98V99H11ZM19 100H18V99ZM80 98V99H79ZM82 98H83V100H82ZM201 98V99H200ZM202 98H204V100H205V102L206 103H204V100L202 99ZM13 99H14V101H13ZM18 101V102H16V100ZM64 99H65V101H64ZM78 99V100H77ZM138 99V100H137ZM200 100V101H196V100ZM56 100V101H55ZM61 100H63V101H61ZM77 100V101H76ZM81 100V101H80ZM129 100V99H128ZM144 101V102H146V103H150V104H152L153 105V109H152V112H150V114L148 113V115H147V113H146V111L145 110H142V109H140V105H139V102H142V101ZM209 100V99H208ZM224 100V99H223ZM60 101V102H59ZM203 101V102H202ZM47 102V103H48ZM59 102V103H58ZM198 102V103H197ZM200 102H202V104H200ZM221 102V103H220ZM15 103H17V104H15ZM80 105H79V104ZM255 103V102H254ZM29 104V105H28ZM203 104H205L206 105V107L203 105ZM226 104V105H225ZM255 104H257L256 106H252V108L255 110V109H258L259 111L260 110H264V99H257L256 100V103ZM12 105H14V106H12ZM139 105V106H138ZM198 105H201V106H198ZM22 106V107H23ZM26 106V105H25ZM78 106H80V110H78ZM154 106H155V108H154ZM77 109H76V108ZM139 107V108H138ZM222 107V108H221ZM199 108V109H198ZM207 108V109H206ZM224 108V109H223ZM87 109V110H86ZM90 109V110H89ZM158 109V110H157ZM190 109L191 110H193V112L196 114L195 116H196V119H195V117H194V115L193 114H191L190 115V113H191V111H190ZM223 111H222V110ZM227 110V112H229V113H226V110ZM155 110H157V111H155ZM209 110V111H208ZM94 113H93V112ZM197 111V112H196ZM204 113H203V112ZM89 112V113H88ZM155 112V113H154ZM188 112H190V113H188ZM202 112V113H201ZM12 113V112H11ZM77 113V114H76ZM143 113H145V114H143ZM207 113V114H206ZM210 113V114H209ZM12 114H14V113H12ZM72 114V115H73ZM88 114V115H87ZM95 114V115H94ZM156 114H158V115H156ZM17 115V114H16ZM68 115H69V113H68ZM139 115H140V117H142V118H139ZM152 115V116H151ZM185 115V116H184ZM192 115H193V117H192ZM200 115L202 116V118H203V120L204 121H202V118L200 117ZM206 115V116H205ZM14 117L15 116V114H14V116L13 115H11L10 114V117ZM71 116V115H70ZM75 116H72L71 118H73V117H75ZM88 116V117H87ZM91 116V117H90ZM136 116V115H135ZM151 116V117H150ZM116 117V116H115ZM163 117V116H162ZM187 117H189V121H188V118ZM217 117V118H216ZM226 117H227V119H226ZM18 117H16V122L18 123V122H20L18 119H17ZM43 118V117H42ZM133 118H134V120H133ZM156 119V122H155V119ZM159 118H161V117H159ZM173 118H175V117H173ZM201 118V119H200ZM214 118V119H213ZM12 119V118H11ZM15 119V118H14ZM14 119H12V121L14 120ZM78 119V118H77ZM76 119V120H77ZM91 119V120H92ZM136 119V120H135ZM153 119H154V121H153ZM18 120V121H17ZM60 120V119H59ZM90 120V121H91ZM92 120V121H93ZM128 120V121H129ZM182 120V119H181ZM186 120V121H185ZM194 120V121H193ZM196 120V121H195ZM202 121V122H200V121ZM61 121V120H60ZM91 121V122H92ZM253 123H252V122ZM56 122H58L57 121V119H56ZM62 122V121H61ZM61 122H59V124L61 123ZM146 122V123H147ZM199 122H200V124H199ZM203 122H205V124L203 123ZM235 122V123H234ZM14 123H15V121H14ZM54 123V122H53ZM63 124L65 123V122H62ZM196 123V124H195ZM55 124H58V123H55ZM58 124V125H59ZM62 124V125H63ZM203 124V125H202ZM58 125H57V127H56V125L54 126V127H56V128H58ZM61 125V124H60ZM76 125V127H74ZM74 126H73V128H74V131H72V136H73V138L71 137V139H72V142H71V139L69 140L70 142L69 143H71L68 147L70 148H68V149H66V152H67V156L69 157V155H68V152L70 151V152H73V156H72V158L69 160L70 161V166H71V170H72V172H74L79 178H80V180H82V181H80L81 183L82 182H84V184H83V186H81V189L82 190H84L88 195H87V197L85 196V194H84V201H85V203H87L86 201H88V203H89V201H91L92 199H93V201L94 202H96V200L97 199H99V200H97V202H96V204L94 205L93 203V205L91 204L90 205V203L88 204L87 203V205H89V208H100L101 207V205H102V203L103 202H101L100 203V201H102V200H104L105 198H107V199H105L107 202L109 201V199L112 197V196H114V194L112 193V194H109L108 193V190H109V188H114V185H113V183H111L110 181H108L109 180V177H110V175H112V173L110 174L109 172H110V170H107V169H109L108 167H109V163H108V167H107V163H105L106 161H104V160H102L103 158V156L102 155H104L105 154V156H106V153L108 152L107 151V149H103L102 148V146L100 145L99 146V140L100 139H93V140H90V138L91 137H89L90 135H91V132H92V130L93 129H91V128H87V127H82V125H81V123H77V124H75ZM80 125V127H78V126ZM190 125V126H189ZM185 126V127H184ZM188 126H189V129H188ZM196 126V127H195ZM205 126V127H204ZM62 126H60L59 127V129L58 130H60V128H61ZM82 127V128H81ZM169 127V126H168ZM190 127H192V128H190ZM199 129H198V128ZM257 129H255V128ZM62 128H64V126L62 127ZM81 128V133L80 134H84L83 136H85L86 134L85 133H88V131L90 132L89 134H87L88 136H87V138H86V136L84 137L85 138V142L83 141L84 139H82V135H80V134H77L78 133V129H80ZM209 128V129H208ZM198 129V130H197ZM201 129V130H200ZM55 130V129H54ZM76 130V131H75ZM83 130H84V133H83ZM85 130H86V132H85ZM169 130H171V132L169 131ZM174 130H175V133H174ZM196 130H197V132H196ZM28 131V130H27ZM168 131L170 132V133H173L174 135H177L178 133L176 132V128H169L168 129ZM173 131V132H172ZM181 131V130H180ZM250 131H251V133H250ZM260 132V134H262V136L260 137V141L259 140H257L256 138H254V136H253V134H254V132ZM26 132V131H25ZM57 132H59V131H57ZM76 132V133H75ZM136 132H137V130H136ZM136 132H135V136H136V138H138V139H141L142 138V136H141V134L140 135H137L139 132H142L140 129H138V133L136 134ZM154 131H152L151 133H153ZM192 132V131H191ZM27 133V132H26ZM74 133V134H73ZM203 133V132H202ZM245 133H247V134H245ZM253 133V134H252ZM143 134V133H142ZM244 134L245 135H247V136H249V138H251V139H249V138H247V136H244ZM80 137L81 136V141H83V145H82V143H81V141H77L79 138H78V136ZM165 135V133H161V135H160V137H161V139H164L163 137H165L164 136ZM203 135V134H202ZM253 137H252V136ZM89 137V138H88ZM76 138H78L77 140H76ZM249 139V140H247V139ZM256 139V140H254V139ZM79 139V140H80ZM92 139V138H91ZM253 139V140H252ZM262 139V140H261ZM150 140H152V138L150 139ZM76 141V142H75ZM93 141V142H92ZM248 141H250V142H248ZM252 141H253V143H252ZM87 142V143H86ZM98 142V143H97ZM256 142V143H255ZM258 142V143H257ZM68 143V144H69ZM85 143V144H84ZM89 143V144H88ZM93 143V144H92ZM74 145V146H72L73 148L74 147H76L75 148V153H74V151H72V147H71V145ZM94 144H96V146H97V144H98V146H97V148H98V150L96 149V150H94L95 151V153H97L96 151H98V153L95 155V153H94V151L91 149L92 148V146L94 147ZM257 146V148H256V146ZM82 147H81V146ZM88 145H89V149H88ZM96 146H95V148H96ZM84 147V148H83ZM186 147V151H188L189 149H191V148H193L194 147V145H193V143L192 142H189L188 143V145H186L185 146ZM189 147V148H188ZM87 148V149H86ZM172 148V147H171ZM94 149V148H93ZM102 149V153L101 152H99V150H101ZM177 149H179V148H177ZM252 149V150H253ZM74 150V149H73ZM84 150H85V152H84ZM86 150H88L89 152L92 150V153H94V154H92V153H89L88 151H86ZM172 150H175V148L173 149L172 148ZM64 151H65V149H64ZM112 151H113V149H112ZM176 151V150H175ZM224 151V152H223ZM66 152H64V153H62L61 152V154L60 155H58V157H60L61 155H63V156H61L60 158H61V160H65V159H63V158H66L67 156H66ZM70 152H69V154H70ZM103 152H104V154H103ZM106 152V153H105ZM114 152V151H113ZM88 153V154H87ZM112 153V152H111ZM182 153V152H181ZM262 153V154H261ZM72 154V153H71ZM75 154V155H74ZM98 154H99V157H101L100 159L106 164V165H104V163H102V161L100 160V159H97L98 157ZM100 154H102V155H100ZM185 154V152H183V155ZM65 156V157H64ZM67 157V158H68ZM74 157V158H73ZM66 158V159H67ZM83 158V159H82ZM105 158V157H104ZM82 160V161H81ZM223 160V161H222ZM256 160V159H255ZM85 162V163H84ZM161 162V163H160ZM159 163L161 164V166H159L158 167V165H159V163L156 165L157 166V168H158V170H161L162 168H163V163L164 162H162V161H160ZM255 162V161H254ZM164 165H165V163H164ZM220 165V164H219ZM160 168V169H159ZM79 169V170H78ZM105 169H106V171H105ZM82 170H84V171H82ZM217 170H219V168H217ZM224 169H222L221 170V173L219 174V176H215L214 175V177H216L217 179L219 178H221V180H223V179H228L229 178V174H230V172H231V163L229 162L228 164H227V167H226V169L223 171ZM250 170H252V169H250ZM250 170H249V172H248V177H250L251 175H252V171L250 172ZM184 171V170H183ZM200 171L201 172H203V173H201L200 174ZM230 171V172H229ZM79 172H81V173H79ZM106 172H108V173H106ZM157 172H159V171H157ZM155 173L154 174V176L156 177V178H154L155 180V183H156V185L158 184V183H160L161 185H159L158 184V186H155V183H154V181H153V183L154 184H152V186L154 185L155 187H161V189H163L162 191L161 190H157L156 191V193H155V191H153V193H154V196H156V197H154L153 195H151L152 193V190H150L151 192L149 193V195H148V197L151 195V197H152V201H150L151 200V198L149 199L148 198V200H147V202H148V204L150 203L151 204V202H153V201H155V200H162L163 198H164V196H162L161 197V194L159 195V193H164L165 192V195H166V188L163 186V183H165L166 182V179L167 178H163V176H162V178H161V176L159 175V173ZM184 172H187V173H191V175H190V178H189V180L190 181H193L194 182V184L196 183H198L197 184V186L198 187H196L197 189L195 190L196 191V193L198 194V196H199V201H197L198 203H195L196 201H194L193 203H192V206H190L189 207V209L190 210H193L194 209V211H201L202 212V215H203V217H202V223H203V226H204V228H205V230H204V233H203V237L201 236L200 238H199V241H200V243H199V241H198V239L196 240V241H194V242H192V241H187V242H185V244H183L184 243V241H186V240H183V229L182 228H180V226H182L181 224H179V223H181V222H178V221H176V219H170L171 217L170 216H174L175 217V215L176 214H174V213H177L178 211H181L180 210V208H181V206H180V204H183L182 203V201H183V199H185L186 197H184V195H185V193H183V197H182V193L181 192H179V191H182V190H177V195H178V193H180V195H176L175 194V191L173 190V193L175 194V195H171L170 196V194L172 193V191L170 192V191H168L169 193V195H167V196H165V200L164 201H167V202H164V203H162V201H158V202H160V203H158V202H155V203H158L157 205L158 206H156L155 205V203L153 204V205H155V209H154V207L153 206H151V205H149L150 207H152L155 211H153L152 212V214H151V217H152V224H151V222H148V220H147V222L150 224V226H154L155 224H156V220H158L156 217H159V215L160 214H162L163 215V213H161L162 211L163 212H168L169 213V215H168V213H167V215H166V213H164V215L163 216H160L159 217V222L161 221V223L166 219L167 221H171L170 223L168 222L167 223V221H164V222H166V224L165 223H163V225H162V227L160 226L161 225V223H160V225H158V221H157V228L154 226H152V227H150V229H146L147 228V225H148V223L146 222V227H145V222H144V225L140 222V223H138V225H141V226H143V227H141V228H145L146 230H148V231H145V229H139V231H138V235L136 234V236H135V238L136 239H138V240H142L141 242L142 243H146V244H144V246H142L141 247V255H140V257H138V261L139 262H142V258H143V255H145V253H147V252H144V251H146V249H148V248H150V250H151V248L153 249V248H155V246L157 247V246H162V245H164V243H165V241L167 240V237H168V239L170 238L169 236H172L171 238H172V240L171 241H174V240H176L178 243H179V245H178V248H181V249H184L185 250V253H186V255L184 256V257H182L180 260H181V263L180 264H189V263H194V264H206V262H207V264H220V263H222V260H224L225 258H227V257H223V256H220L217 252V249L220 247L219 246V242H220V235L222 234V235H225L226 233H228V231H230L229 229H230V226L229 225H231V222H230V217H228V216H230V214H229V198H228V196L227 197H225V198H227V199H224L225 200V202H224V206H225V208L227 209H225L224 210V214H222V212H221V214H219L220 213V211H219V209L217 208V210H215V211H217L216 213L213 211V205H211L210 206V204H212L213 202H214V200L218 197V195L220 194V192L222 191V190H220L218 187H219V185L217 186V185H215L216 186V188H214L213 187V184H212V186H210V188H206L205 187V183H204V180H205V178L207 177L208 178V180H211V178H209L208 176H207V171H205V170H199L197 173H198V175L197 174H195V171H184ZM229 172V173H228ZM124 174H125V171L123 172ZM123 173H121L122 174V176L119 178V184H126V182L129 184V179L130 178H128L127 179V177H129L128 175L127 176H125L126 174H128V171L126 170V174L124 175ZM193 173V174H192ZM80 174H82V175H80ZM107 174H109V175H107ZM157 174V175H156ZM205 174V175H204ZM222 174H223V176H222ZM196 175V177H197V179H195V176ZM228 175V176H227ZM116 176V175H115ZM115 176L113 177V179L115 178ZM125 176V177H124ZM153 176V177H154ZM253 176V175H252ZM82 177V178H81ZM103 177H104V179H103ZM106 177V178H105ZM194 177V178H193ZM210 177H211V175H210ZM226 177V178H225ZM124 178V179H123ZM160 180H159V179ZM101 179H103V180H101ZM108 179V180H107ZM113 179H111V181L113 180ZM156 179H158V180H156ZM204 179V180H203ZM226 179V180H227ZM202 180L203 181V185L201 184L202 183V181L200 182V181ZM105 181H107V183L108 182H110L109 184H105L106 182ZM158 183H157V182ZM163 182V181H165V182H163V183H161V182ZM123 182V183H122ZM215 182H216V180L213 182L214 184H215ZM218 182H221V181H218ZM87 183V184H86ZM200 183V184H199ZM127 184V185H128ZM220 184V183H219ZM86 185V186H85ZM201 185H202V187H201ZM79 186V185H78ZM102 186L103 187H105V188H103V189H101L102 188ZM151 186V187H152ZM203 189V191H202V189L200 188V187ZM163 187V188H162ZM74 188V189H73ZM75 185H70L69 186V191L71 192H69V196H71L72 195V191H74L75 190ZM98 188H100V190H98ZM164 189H165V191H164ZM72 190V191H71ZM88 190V191H87ZM200 190H201V192H200ZM218 190V191H217ZM255 190V189H254ZM104 191V192H103ZM107 193H106V192ZM159 191H161V192H159ZM164 191V192H163ZM83 192V191H82ZM82 192H80L79 194H82ZM101 192H103V193H105V194H109V196L108 197H106V196H104L103 197V193H101ZM199 192H200V195L201 194H203V196L201 195H199ZM205 192H207V193H205ZM90 194V195H89ZM97 194V195H96ZM102 195V199L100 200V197H101V195ZM94 195V196H93ZM96 195V196H95ZM99 195V196H98ZM118 195V194H117ZM159 195V196H158ZM221 195V194H220ZM255 195H257L258 197H262L263 198V196H264V190H262L261 188H259V190H258V192L255 194ZM83 196V195H82ZM89 196V197H88ZM172 197V200L171 199H168V200H166V198L167 197ZM174 196V197H173ZM177 196V199H175V197ZM186 196V195H185ZM97 197H99V198H97ZM110 197V198H109ZM160 197V198H159ZM168 197V198H169ZM183 199H182V198ZM63 199H67L66 197H62ZM69 198V197H68ZM79 198H80V196H79ZM82 198V197H81ZM85 198H88L89 200H86ZM153 198H154V200H153ZM155 198H157V199H155ZM162 198V199H161ZM179 198H181V200L179 199ZM130 199V198H129ZM82 200V199H81ZM204 200V201H203ZM210 200V204H208L209 201ZM83 201V200H82ZM83 201V202H84ZM122 201V200H121ZM169 201V202H168ZM170 201L171 202H173V203H175L174 204V206H171L172 208H174V210L173 209H164V210H161L160 208H161V206L162 205H164V204H170V205H173V203H170ZM177 203H176V202ZM180 203H179V202ZM205 203V204H203V202ZM207 203H206V202ZM211 201H213V202H211ZM123 202V201H122ZM228 202V203H227ZM99 203H100V205H99ZM133 202L132 201H130V200H127L126 202H125V200H124V203H123V205H124V207L126 208V210H124V212L125 211H127V210H129V209H127V206L129 205L130 207H133V205H135V201H134V203L132 204ZM188 203V202H187ZM162 204V205H161ZM168 204V205H169ZM127 205V206H126ZM169 205V206H170ZM204 205V206H203ZM97 206H99V207H97ZM129 206H128V208H129ZM184 207L186 206L185 204L183 205ZM182 206V209H184V207ZM202 206H203V208H202ZM121 207V206H120ZM123 206L121 207V210H123V209H125ZM159 207V208H158ZM162 207H165V206H162ZM170 207V208H171ZM197 207V208H196ZM210 207V208H209ZM177 208V211L175 210ZM193 208V209H192ZM205 208V209H204ZM208 208V209H207ZM101 209H103V208H101ZM158 209H160L161 210V212L158 210ZM163 209V208H162ZM185 209H186V207H185ZM183 210V212L185 211L186 212V210ZM203 209V210H202ZM38 210V209H37ZM211 210L213 211V212H211ZM252 210H254V209H252ZM38 211H40V209L38 210ZM98 211V210H97ZM100 211V210H99ZM157 211H159L158 212V214L156 213ZM170 211V212H169ZM218 211H219V213H218ZM226 211H227V213H226ZM103 212L105 213V210H103ZM123 212V213H124ZM174 212V213H173ZM211 212V213H210ZM126 213V212H125ZM124 213V214H125ZM155 213V214H154ZM170 213L172 214V215H170ZM213 213V214H212ZM211 216L210 218H209V215ZM214 214L216 215V216H214ZM219 214V215H218ZM226 214H227V216H226ZM229 214V215H228ZM156 216V217H154L153 218V216ZM168 216V217H165V219H164V216ZM212 215H213V217H212ZM218 215V216H217ZM221 215H224L227 219H225V220H227V222H225L223 219H224V216H222V218L220 217ZM125 216H130V214H125ZM215 217V218H214ZM217 217V218H216ZM219 217H220V219H222V221L224 222V225H223V222H221V220L219 219ZM155 218H156V220H155ZM169 220H168V219ZM164 219V220H163ZM229 219V220H228ZM155 220V221H154ZM218 220H220L219 222H218ZM150 221V220H149ZM228 221H229V223H228ZM154 222H155V224H154ZM176 223V224H175ZM182 223H183V221H182ZM213 223V224H212ZM215 223V224H214ZM225 223H228V224H225ZM164 224H165V226H164ZM167 224H169V225H167ZM173 224V225H172ZM220 224H222V225H220ZM137 225V226H138ZM176 225H179L178 227L176 226ZM213 225V226H212ZM172 226H176V230H175V233H174V231H172V229H173V227ZM211 226H212V228H211ZM215 226H216V231L214 230V228H215ZM219 226V227H218ZM221 226H222V228H221ZM226 227V228H225ZM152 228V229H151ZM155 228V229H154ZM159 228H161L160 230H159ZM165 228V229H164ZM225 228V229H224ZM211 229H213V231H215V232H213V234H212V232L210 231ZM180 230H183V231H181L180 232ZM218 230H221V231H218ZM223 230H225V232L223 231ZM141 231H142V233H141ZM153 231V232H152ZM160 231V232H159ZM162 231V232H161ZM176 231H177V233L179 234H177L176 233ZM223 231V232H222ZM152 232V233H151ZM158 232V233H157ZM173 233V234H175V235H173V234H171V233ZM209 232V233H208ZM219 232H220V234H219ZM168 233H169V235H168ZM207 235H209V236H207ZM230 233V232H229ZM256 233V232H255ZM18 234V233H17ZM219 234V235H218ZM15 235H16V232H15ZM14 235V236H15ZM142 235V236H141ZM167 235V236H166ZM177 235H178V237H177ZM221 235V236H222ZM227 235V234H226ZM229 235V234H228ZM13 236V237H14ZM145 236V238H142V237H144ZM204 236H205V239H204ZM142 239H141V238ZM173 237H176V238H173ZM179 237H181V238H179ZM211 237V238H210ZM148 238V239H147ZM170 238V239H171ZM179 238V239H178ZM213 238V239H212ZM154 239V240H153ZM166 239V240H165ZM182 239V240H181ZM201 239H202V241H204L203 243L201 242ZM211 241H210V240ZM145 240V241H144ZM164 241V243L163 244H161V242H163ZM171 243V241L170 240H167V242L165 243L166 244V247L167 248H170V247H174V246H177V242H174L173 243V245H172V243H171V246H170V243ZM209 242V243H207V242ZM189 242V244H187ZM214 242V243H213ZM160 243V244H159ZM168 243H169V245H168ZM177 243V244H176ZM197 243H199V244H197ZM201 243L203 244V245H201ZM176 244V245H175ZM187 244V245H186ZM193 244V245H192ZM195 244V245H194ZM207 246H205V245ZM185 245V246H184ZM197 245V246H196ZM201 245V247H198V246H200ZM209 245H211L210 247H209ZM228 246H230L229 244H227ZM226 245V247H228ZM165 246V245H164ZM181 246V247H180ZM204 246L206 247V248H204ZM198 248V249H196V248ZM225 246H223L222 248H224V250H225V248H226ZM210 248V249H209ZM196 251H195V250ZM201 249V250H200ZM188 250V251H187ZM192 250V251H191ZM198 250V251H197ZM200 250V251H199ZM204 250L205 251H207L206 253H207V255H208V252H210V254H211V256H210V254L207 256V257H209V259H210V257H213V258H211L210 260L205 256L206 255V253L204 252ZM187 251V252H186ZM196 252V253H195ZM200 254H198V253ZM203 252V253H202ZM213 252V253H212ZM166 254V256H164V255H162V257H161V261L165 258V260H163L162 261V264H168V263H170V264H178L177 263V261L179 260V259H177L175 256H172V255H168V253H165ZM190 254H191V256H190ZM197 254V255H196ZM212 254H215V255H212ZM193 255V256H192ZM196 255V256H195ZM216 255H219V256H217L216 257ZM164 256V257H163ZM199 256H201L200 258H199ZM203 256V257H202ZM215 256V257H214ZM257 256V255H256ZM190 257H191V259H190ZM196 257V258H195ZM167 258V259H166ZM199 258V259H198ZM202 258V259H201ZM207 258V259H206ZM214 258H215V260H214ZM218 258V259H217ZM223 258V259H222ZM137 259V258H136ZM171 259V260H170ZM175 259V260H174ZM195 259L198 261V263L197 262H195ZM201 259V260H200ZM254 259V258H253ZM253 259L252 260H250V262H251V264H258L261 260H258V263H256L257 261H255V263L254 262H252L253 261ZM256 259V258H255ZM179 260V261H180ZM193 260V261H192ZM200 260V261H199ZM209 260V261H208ZM214 260V261H213ZM263 260H264V258H263ZM169 261V262H168ZM204 261H205V263H204ZM164 262V263H163ZM200 262H203V263H200ZM216 262V263H215ZM191 263V264H192ZM263 263V261H261L259 264H262ZM264 264V263H263Z\"/></svg>",
    "mask_w": 264,
    "mask_h": 264
}]
</instances>
